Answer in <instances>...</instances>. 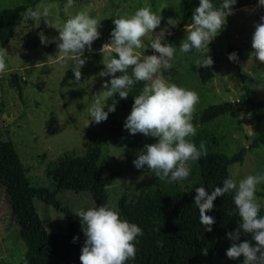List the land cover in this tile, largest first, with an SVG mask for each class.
<instances>
[{
    "label": "rangeland",
    "instance_id": "1",
    "mask_svg": "<svg viewBox=\"0 0 264 264\" xmlns=\"http://www.w3.org/2000/svg\"><path fill=\"white\" fill-rule=\"evenodd\" d=\"M68 3V0H65ZM180 0H72L66 10H62L59 0H0V10L26 5L27 9L40 10L47 7L48 15L35 20L22 22L16 28L10 42L5 47L8 52L7 70L0 73V119L9 131L10 144L0 147V162L10 154L18 161L26 173L28 182L33 186L49 187L46 176L48 165L56 164L64 157H78L95 143L101 142L102 151L111 164V171H119L120 179L107 187V204L117 208V200L122 194L133 199L140 191L154 186L155 179L160 178L144 167L135 169L132 160L139 152L138 148L115 146L112 143V119L124 120L129 114L116 101L115 111L100 123L90 122L87 105L91 97L102 91V83L107 77H100V64L93 58H87L81 67V77L76 81L70 66H63L53 57L56 54L54 43L41 45L37 36L43 32L48 37L56 36V25L62 24L69 16L81 10L98 21L100 37L92 42V51L85 49L84 54L91 53L103 63V44L108 42L109 33L114 27L112 19L132 14L137 8L149 5L151 11L161 16L159 28H165L171 35L165 39L177 51L171 61L172 67L163 70V74L179 86L195 91L199 102L193 115L212 104L236 102L246 93H250L256 102L264 103V64L249 57L251 36L254 25L264 16V6L258 0H235L236 8L221 28L219 34L208 47L199 51L180 53V42L185 38V27L191 23L180 22L177 17V5ZM242 4V5H241ZM241 5V6H240ZM26 9V10H27ZM176 19L175 27L166 21ZM50 23L51 27L45 25ZM147 44L149 38H142ZM143 51V50H141ZM149 47L145 55L152 54ZM235 53L237 61L229 63L227 56ZM210 57L211 66L204 63ZM248 62L247 66H244ZM210 66L216 74L212 80L201 85L197 70ZM70 70L65 79L66 72ZM116 73L115 75H119ZM16 75L22 85V96L18 97L12 83ZM110 98L108 103H111ZM107 110V107L104 109ZM193 122V121H192ZM87 125V126H86ZM197 125V132L202 129L213 131L221 137L225 154L236 153L247 144L248 138L264 131V108L256 109L248 105L238 106L234 112L218 118L213 125ZM141 143L155 142V138L145 137L138 133ZM142 150V149H141ZM264 172V145L246 152L243 164L230 167V175L240 178L250 173ZM264 184L257 186L259 196ZM61 205L74 213V209L88 208L93 199L85 192L74 193L62 191L58 195ZM36 211L44 228L50 233L63 234L67 230L65 215L34 200ZM25 246L19 235V229L10 210L3 186L0 184V264H23Z\"/></svg>",
    "mask_w": 264,
    "mask_h": 264
},
{
    "label": "clouds",
    "instance_id": "2",
    "mask_svg": "<svg viewBox=\"0 0 264 264\" xmlns=\"http://www.w3.org/2000/svg\"><path fill=\"white\" fill-rule=\"evenodd\" d=\"M71 3L72 0H68V6ZM258 3L264 6V0H258ZM234 6L235 0H220L218 5H214L213 0H198L191 23L185 27L186 36L179 44V52L187 54L193 49L199 51L208 47L227 23ZM48 11L47 7L42 11L27 9L23 15L25 21L38 22L42 16L48 15ZM166 23L175 27L177 20L169 18ZM112 24L114 27L108 42L100 49L104 55L99 76L109 79L102 83V91L94 94L87 105V125L105 121L109 113L115 111L116 100L108 103L110 98L118 96L125 99L135 84L144 82L142 89L133 96L123 129L129 135L140 133L155 138V142L144 145L132 160V165L137 170L146 167L155 176L169 182L186 181L191 171L190 164L202 157L205 147L203 143L197 147L192 142L197 133V125L192 120L199 102L198 94L171 82L162 72V69L172 67L171 61L177 51V47L165 39L171 33L165 28L154 33L153 30L161 24V16L153 13L149 5L137 8L130 15L113 18ZM45 25L53 28L50 23ZM98 26L96 18L81 10L53 28L57 30L56 36L48 37L43 32H38L37 36L41 45L55 44L57 51L53 58L63 66H70L74 79L79 81L80 69L87 60L85 49L91 52L92 42L100 37ZM142 38H149L148 43ZM149 47L153 52L145 55ZM251 49V62L254 58L264 64V16L254 25ZM7 56L5 48L0 47V73L7 70ZM227 60L229 63L236 62V54H229ZM204 63L211 66V58L205 55ZM247 65L248 62L244 66ZM261 184H264V172L250 173L243 178L230 175L219 186H211L210 193H206L204 187L195 188L192 205L198 212V223L207 232L212 231L215 221L205 213L213 209V201L217 197L232 194L239 224L232 232L225 233L231 241L225 256L231 260L242 258L241 264H264V214H261L264 202L256 196L257 186ZM74 215L79 219L84 236L80 264H127L134 259L135 244L137 238L143 235L142 229L122 218L115 206H96L93 202L88 208L74 209ZM227 215H233V211ZM242 233L249 239L238 243ZM76 239L74 236L73 242Z\"/></svg>",
    "mask_w": 264,
    "mask_h": 264
},
{
    "label": "trees",
    "instance_id": "3",
    "mask_svg": "<svg viewBox=\"0 0 264 264\" xmlns=\"http://www.w3.org/2000/svg\"><path fill=\"white\" fill-rule=\"evenodd\" d=\"M59 1L62 10H66L68 3L65 0ZM219 2L213 0L214 5ZM196 6L198 0H180L177 5L180 22H187ZM26 9L27 6L22 4L0 10V47L5 48L10 42ZM84 56L95 59L100 69H103L100 58L91 53ZM69 72H66L65 79ZM215 74V70L207 65L197 70L201 85L210 82ZM12 83L21 98L22 85L16 75H12ZM143 84H135L125 99L115 96L117 103L126 112H130L133 96L138 94ZM241 105L264 108V103L256 102L247 92L245 97L236 102L207 106L193 115V124L213 125L218 118L231 114ZM123 122L122 119H112V143L130 149H143L138 133L129 135L123 129ZM10 142L9 131L0 119V147ZM192 142L197 147L203 143L205 152L198 161L190 164L191 171L186 181L169 182L157 178L154 186L140 191L133 199L126 194L118 198L117 209L121 217L136 223L143 232L135 244V257L127 264H241L242 258L231 260L225 256L231 244L225 233L232 232L239 224V217L234 213L232 194L225 193L217 197L213 201V209L205 213L215 221L211 232L204 231L198 223V212L192 201L195 188L204 187L206 193H210L212 187L219 186L230 176L232 165L243 164L247 151L264 145V131L248 138L247 144L230 156L224 152L221 137L205 128L196 133ZM25 172L18 161L14 160L13 153L6 155L0 162V184L5 190L25 246L23 264H80V248L84 241L81 225L74 213L61 205L57 195L62 191L85 192L96 206L107 204V187L120 179V172L111 171V164L102 151L101 142L93 144L82 156L64 157L56 164L48 165L46 176L51 188L31 185ZM259 196L264 199V186ZM34 200H40L65 215V233H50L44 228ZM229 211H233V215H227ZM261 214H264V207ZM74 236L77 237L75 242ZM245 239L249 237L242 233L237 242Z\"/></svg>",
    "mask_w": 264,
    "mask_h": 264
}]
</instances>
